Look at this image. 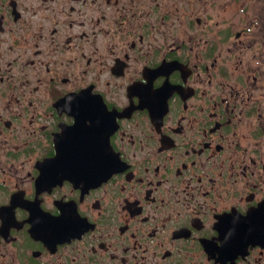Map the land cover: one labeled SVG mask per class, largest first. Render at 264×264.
<instances>
[{
	"label": "flooded vegetation",
	"instance_id": "af4514ba",
	"mask_svg": "<svg viewBox=\"0 0 264 264\" xmlns=\"http://www.w3.org/2000/svg\"><path fill=\"white\" fill-rule=\"evenodd\" d=\"M0 264H264V0H0Z\"/></svg>",
	"mask_w": 264,
	"mask_h": 264
}]
</instances>
